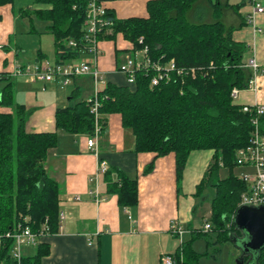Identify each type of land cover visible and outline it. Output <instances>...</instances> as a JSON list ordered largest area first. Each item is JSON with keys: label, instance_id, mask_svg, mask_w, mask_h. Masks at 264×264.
Listing matches in <instances>:
<instances>
[{"label": "trees", "instance_id": "obj_1", "mask_svg": "<svg viewBox=\"0 0 264 264\" xmlns=\"http://www.w3.org/2000/svg\"><path fill=\"white\" fill-rule=\"evenodd\" d=\"M87 1L33 0V9H19L18 14L30 22L34 16L47 23L45 32L52 35L54 57L60 62L79 54L78 48L67 44L84 42L81 27ZM12 4L13 0H0V6ZM225 6L235 12L239 8ZM145 9L144 17L117 18L114 10L107 8L113 26L100 38L109 41L122 34L137 48L142 38V46L148 48L152 60L162 65L172 61L173 68L164 72L167 79L153 87L152 70L136 73L132 87L108 82L97 94L101 130L104 116L119 115L121 126L133 135V153L174 156L178 185L189 154L212 151L211 163L195 194L200 198L207 188L214 190L206 224L216 239L207 242V255L211 254L210 247L211 256L217 255L227 241L240 249L246 236L237 228L234 217L247 186L233 175V169L238 167L236 151L249 145L255 113L242 112L230 93L234 88H248L252 78L251 70L242 62L247 48L231 39L230 29L222 21L221 4H212L211 0H148ZM10 79H1L4 86L0 90V264H41L49 254L48 244H38L32 254L22 255L17 262L11 254L14 241L5 235L19 225L35 233L45 226L48 236L58 232L59 187L44 169L58 135L26 132L32 110L15 102ZM258 124L264 134V115L258 117ZM54 126L71 135H91L94 117L90 104L79 99L78 93L71 95L67 106L55 110ZM152 167L151 163L144 174ZM220 168L228 169V177L219 178ZM103 179L106 193L116 196L119 206L137 205V180L117 168L107 170ZM206 235L192 230V239L182 242L172 254L174 264H199L192 243ZM240 252L242 264H264V247L255 253Z\"/></svg>", "mask_w": 264, "mask_h": 264}, {"label": "crops", "instance_id": "obj_2", "mask_svg": "<svg viewBox=\"0 0 264 264\" xmlns=\"http://www.w3.org/2000/svg\"><path fill=\"white\" fill-rule=\"evenodd\" d=\"M147 1L115 0L107 6L114 10L117 18L144 17ZM211 3L221 4L222 21L230 29L231 39L246 46L242 60L244 66L249 68V63L254 62L264 69V12L255 14L252 22L247 21L256 4L264 9V0H211ZM142 4L143 15L123 17L119 14L127 6H130L131 11H139ZM225 4L239 5V8L235 12ZM0 10L3 15L8 11L11 13L13 4L0 6ZM3 15H0V22ZM11 29V25L5 27L0 24V80L11 78L13 68L26 63H16L19 60L18 51L7 38ZM118 37L121 39V36L116 39ZM116 39L100 42L97 66L107 82L120 85L113 79L120 75L115 72L113 61L118 56L115 50L123 53L121 49L127 47V43L124 45L120 40L117 44ZM40 53L38 51L37 60L44 58L40 57ZM75 79L72 80L74 89L71 95L78 93L81 100L91 98L94 93L92 79L88 76ZM24 83L39 86L42 92L51 94L48 103L39 99L38 93L33 91L27 92L26 99L21 103L15 100L17 104L32 110L25 124L26 132H56L58 135L56 147L48 151L44 169L58 184L59 212L65 215V219L56 234L42 239L41 242L49 246V254L41 259V264H159L163 255L174 254L182 242L188 241V237L192 239V230L197 229L193 228L191 222L201 198L195 197L197 185L211 163L212 151L191 152L178 185L172 154L156 157L153 153H133L134 138L131 131L121 126L119 115H107L103 117L102 132L97 140L98 155L95 157L86 146L88 134L71 135L55 129V110L67 106L69 97L65 102L52 89L57 87L50 83ZM121 84L124 85V81ZM234 102L241 107L264 105V73L258 71L248 88L238 90ZM98 160L105 161L108 170L117 168L130 179L137 180L136 206H119L116 196L106 193L103 176L98 182V193L102 200L95 202L88 194L93 187L88 179L95 174ZM151 163L152 170L144 174L145 168ZM241 169L252 171L250 168ZM74 196H78L79 200L73 199ZM174 221L184 229L180 238L170 233ZM24 249L25 255L27 250L34 251V247ZM240 259L241 256L235 264H241Z\"/></svg>", "mask_w": 264, "mask_h": 264}, {"label": "built area", "instance_id": "obj_3", "mask_svg": "<svg viewBox=\"0 0 264 264\" xmlns=\"http://www.w3.org/2000/svg\"><path fill=\"white\" fill-rule=\"evenodd\" d=\"M112 0H88L84 20L82 22V33L84 35V42L77 44L75 41L68 42V46L72 48H78L79 54L76 58H69L60 62L50 63L47 59H39L34 64L15 66L10 72L13 78L23 79L29 83H55L60 86H66L72 82L73 79L79 77L88 76L93 81L94 93L93 96L87 99L90 104V110L94 117V128L91 135H88L86 140L87 149L97 157V140L101 135V126L99 124L100 114L98 108L100 106L97 94L108 83L102 76L97 66V60L100 55L99 44L101 41L100 36L108 33V30L113 26V21L108 15V3ZM264 9L259 6H254V12L247 18L250 23L253 20L255 14L263 13ZM259 32V30H257ZM127 43V47L121 49L125 53V59L122 64L116 69V73L121 74L126 81V85L129 87L135 84V74L138 72H148L152 70L155 72L151 79L150 86H157L161 80L167 79L168 76L164 73L167 70L173 68V62L170 61L166 65H162L160 61H154L148 54V48L142 46V38L137 42L140 45L139 48L128 41H122ZM83 58V59H81ZM249 68L252 72V78L248 83V86L253 83L255 75L258 71L264 73L263 68H259L254 62L249 63ZM118 71V72H117ZM192 75L194 70L190 71ZM238 89H232L230 97L232 100H236ZM242 112L255 113V117L251 120L253 130L250 135L249 145L238 149L235 154V162L238 167L250 168L251 172H244L238 176L246 186V192L240 196L238 208L251 207L257 208L264 205V134L259 131L258 117L264 115V105H255L252 107H242ZM108 170L107 163L103 160L97 161L96 171L88 181L93 184L92 189L88 194L91 195L95 202H99L102 198L98 193L99 178L102 177ZM71 199V198H70ZM75 200H79L78 196H74ZM65 219V215L61 212L58 214L59 226ZM210 226L205 225V230L209 231ZM183 227L177 223L172 222L170 226V233L180 238L183 234ZM48 236L47 228L43 226L40 233L32 232L28 227L17 226L12 232H8L5 238L12 239L14 241L12 256L19 262L23 255V249L26 247H36L42 243V239ZM90 244V241H89ZM1 246V238H0ZM159 264H174L173 256L165 254L161 257Z\"/></svg>", "mask_w": 264, "mask_h": 264}, {"label": "rangeland", "instance_id": "obj_4", "mask_svg": "<svg viewBox=\"0 0 264 264\" xmlns=\"http://www.w3.org/2000/svg\"><path fill=\"white\" fill-rule=\"evenodd\" d=\"M123 3V2H119ZM124 4V3H123ZM129 4V3H125ZM30 7L29 9H33L35 6L33 4V0H13V11L10 13L8 11L7 14H2L3 11L0 10V15H3V18L0 22L2 26H8L11 25L12 29L11 32L7 35V38L9 37L11 43L13 44V47L16 48L19 54V60H17V64L22 62H26L25 64L32 65L37 61L38 57V51H40L41 57H44L42 59H47L50 63L55 62L54 57V45H53V38L52 36L45 32V27L47 26V23L41 20H38L34 16H32L31 22L27 18H22L17 13L19 9H26ZM118 10V9H117ZM123 17L129 15H143V4L140 6L139 11H131L130 6H127L125 9L120 11V13ZM117 36L118 37L116 39ZM117 44H119L120 40H124L122 34H118L115 36ZM114 39V40H115ZM109 40V41H114ZM121 41V42H122ZM126 41V40H124ZM124 43V42H122ZM126 43H124L125 45ZM118 56L113 61L114 70L118 69L119 65L124 62L125 59V53L115 52ZM83 59V58H81ZM19 66V65H16ZM100 71V70H99ZM118 72V71H117ZM1 77V76H0ZM114 81H116L117 84L122 85L124 81V85H126V81L123 76L117 75V77L113 78ZM14 84V100L17 102H22L24 99H26V93L29 91H33V93H38V98L43 99L48 103L51 100V94H46L42 92L43 90L39 86H30L24 83L23 79L19 78H13L10 79ZM76 80V79H74ZM73 80V81H74ZM73 81L66 85V86H60L56 85L55 83H50L51 85L56 86L52 88L55 92L60 94V96L65 100L68 97H70L72 90L74 87L72 86ZM26 82V81H25ZM36 84H39L37 82ZM4 86V81L0 80V90ZM5 112H11L10 109H3ZM245 171L242 170L240 167H236L233 169V175L235 177H238L240 174L244 173ZM229 171L225 168H220L218 171L219 178L224 179L228 177ZM214 198V190L212 188H207L202 197L199 199V208L197 213L194 216V219L191 222V225L194 229H197L201 232H207L206 236L198 237L196 238L193 243L192 247L194 251L199 255L198 257V263L199 264H235L236 260L239 259L241 256V252L237 250L236 246L232 242H223L220 248V252L217 255H214V257L211 256L213 254V248L210 247L208 252L211 253L209 256L207 255V242L208 241H215L216 235L214 233L208 232L205 230L206 222L210 218V203L211 200ZM191 240V237H188V241ZM26 249H23V255H25ZM26 253L31 254L32 249L27 250Z\"/></svg>", "mask_w": 264, "mask_h": 264}, {"label": "water", "instance_id": "obj_5", "mask_svg": "<svg viewBox=\"0 0 264 264\" xmlns=\"http://www.w3.org/2000/svg\"><path fill=\"white\" fill-rule=\"evenodd\" d=\"M234 222L246 236L239 251L255 253L264 247V205L257 208L245 206L238 208Z\"/></svg>", "mask_w": 264, "mask_h": 264}]
</instances>
